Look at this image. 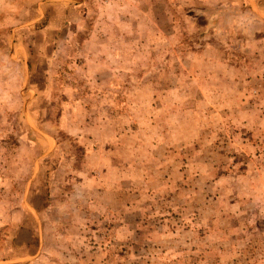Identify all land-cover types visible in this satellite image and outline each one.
Returning a JSON list of instances; mask_svg holds the SVG:
<instances>
[{
  "label": "crops",
  "instance_id": "0c3cea01",
  "mask_svg": "<svg viewBox=\"0 0 264 264\" xmlns=\"http://www.w3.org/2000/svg\"><path fill=\"white\" fill-rule=\"evenodd\" d=\"M50 6L63 19L45 26L42 45L54 55L63 51L69 63L79 53L85 65L76 73L96 81L93 93L66 103L61 115L64 131L84 145V159L76 171L64 166L47 174L41 210L34 202L38 170L17 201L5 193L17 191L24 171L0 167V264H264V165L226 168L237 137L222 121L206 120L226 110L206 103L222 90L209 81L245 73L190 74L206 84L199 87L201 110L181 99L179 74L170 85L139 87L142 103L133 101L132 87L124 88L118 110V49L130 47V68L132 46H140L132 59L150 58L156 38L142 37L148 10L139 0H114L90 22L87 0L41 1L39 12ZM81 31L86 36L76 38ZM133 78L141 77L125 73ZM94 95L108 100L91 107L86 101ZM244 146L233 150L257 160Z\"/></svg>",
  "mask_w": 264,
  "mask_h": 264
},
{
  "label": "rangeland",
  "instance_id": "374dc122",
  "mask_svg": "<svg viewBox=\"0 0 264 264\" xmlns=\"http://www.w3.org/2000/svg\"><path fill=\"white\" fill-rule=\"evenodd\" d=\"M41 1L50 0H0V167L24 171L16 183L17 191L5 193L9 199L15 194L17 201H24L28 182L35 169L38 170L34 198L38 210L46 205L44 184L48 185L50 171L64 166L76 171L84 159V145L61 127L63 106L78 98L85 100L84 91L93 93L96 88V81L85 80L84 73H76L77 68L85 65L82 60L78 62L79 53L74 52L77 54L69 63L66 53L54 55L50 47L42 45L45 26L52 19V22L62 21L63 15L60 8L55 10L51 6L45 8L47 13L39 12ZM111 1L114 0H87L91 12L88 20L95 21L104 13L99 9ZM139 1L148 10L149 21V29L142 37L160 39L153 40L155 44L150 47L152 51L147 60H139V56V61L132 59L140 48L132 46L136 50L132 53V68L129 67L130 47L118 49V110L124 102V88L132 87L133 101L142 103L139 87L170 85L174 74H179L182 83L181 99L194 101V106L201 110L204 100L199 87L204 88L206 84L198 79L191 81L190 74L198 78L202 73H245L235 80L230 77L209 81V86L219 84L222 90L220 96H208L206 103L212 109L214 105L226 110L210 112L206 120L212 124L222 121L228 135L237 137L230 142L233 148L229 146L226 168L243 171L264 165V0ZM137 27L140 30V24ZM64 31L67 36V30ZM75 33L76 38H82L87 32ZM132 36L137 40L138 32ZM47 54L52 59L50 64L45 62ZM125 73H135L141 78H133L130 83ZM107 100L94 95L86 102L92 107L98 103L102 106ZM258 121L261 126L254 127L253 123ZM246 143H249L248 154H257V160L233 150L234 147L238 151L240 147L245 149ZM261 208L264 213V204Z\"/></svg>",
  "mask_w": 264,
  "mask_h": 264
}]
</instances>
